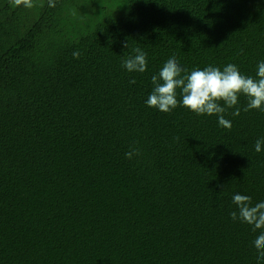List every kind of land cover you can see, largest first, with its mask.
I'll return each mask as SVG.
<instances>
[{
    "label": "trees",
    "instance_id": "obj_1",
    "mask_svg": "<svg viewBox=\"0 0 264 264\" xmlns=\"http://www.w3.org/2000/svg\"><path fill=\"white\" fill-rule=\"evenodd\" d=\"M33 2L0 0V264H257L230 212L264 201V111L240 96L227 129L145 101L173 55L255 76L264 0Z\"/></svg>",
    "mask_w": 264,
    "mask_h": 264
},
{
    "label": "clouds",
    "instance_id": "obj_2",
    "mask_svg": "<svg viewBox=\"0 0 264 264\" xmlns=\"http://www.w3.org/2000/svg\"><path fill=\"white\" fill-rule=\"evenodd\" d=\"M12 2L14 6L23 5L29 9L34 7L33 0ZM48 6L55 7V0H48ZM124 46L127 48L128 42ZM134 52V56L122 60V67L129 72L143 73L147 70V52L138 47ZM72 55L79 59L82 54L73 51ZM256 67L255 76L241 73L239 67L233 63H228L222 70L220 67L208 65L203 69L196 67L189 73L173 55L157 74L152 75L153 89L145 103L165 113L171 112L177 106H183L197 115H216L220 126L231 129L232 123L225 118L224 113L227 108H233L239 103L240 96L247 100L244 111H264V60L259 61ZM130 83H135V79ZM240 111L239 107H235L232 115L238 116ZM262 145L264 137L257 138L254 150L261 152ZM134 155H139V149L132 148L125 153L128 159ZM232 203L236 205V210L230 212L231 219L250 225L252 232L258 233L252 244L256 249L257 264H264V201L253 204L250 195L234 193Z\"/></svg>",
    "mask_w": 264,
    "mask_h": 264
}]
</instances>
